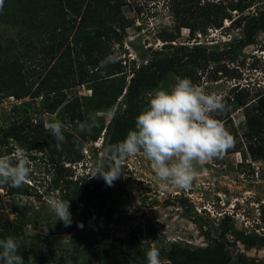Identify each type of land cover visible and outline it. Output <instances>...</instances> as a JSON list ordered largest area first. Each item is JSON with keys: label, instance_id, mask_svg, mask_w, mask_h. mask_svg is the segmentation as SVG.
<instances>
[{"label": "rangeland", "instance_id": "rangeland-1", "mask_svg": "<svg viewBox=\"0 0 264 264\" xmlns=\"http://www.w3.org/2000/svg\"><path fill=\"white\" fill-rule=\"evenodd\" d=\"M182 1L55 0L64 14L57 27L49 1L42 22L56 27L54 41L35 22L0 24V66L15 63L11 71L0 69V156L14 158L23 147L31 168L21 187L0 185V233L18 238L27 264H145L151 248L159 249L162 264H264V165L252 161L236 138L229 152L197 164L188 188L160 181L137 155L121 160L124 173L106 185L102 198L69 201L70 225L47 204L49 196L69 200L65 187L82 189L100 179L87 178L90 164L102 159L107 125L124 109V81L147 60L171 55L176 45L224 53L214 63L178 66L162 83L141 88L142 109L154 90L178 77L219 97L237 83H264V29L228 53L241 39L237 25L206 23L189 31L173 21ZM259 8L264 0H255L252 11ZM55 43L63 45L59 54ZM224 110L238 123L239 111ZM89 115L99 126L78 133ZM55 120L64 126L60 150L46 133ZM29 123L42 133L9 134L12 126Z\"/></svg>", "mask_w": 264, "mask_h": 264}, {"label": "clouds", "instance_id": "clouds-1", "mask_svg": "<svg viewBox=\"0 0 264 264\" xmlns=\"http://www.w3.org/2000/svg\"><path fill=\"white\" fill-rule=\"evenodd\" d=\"M115 62V57H108ZM217 95L207 94L190 78H176L167 89L159 88L150 94L146 106L135 117L134 127L116 143L102 147V159L90 164L87 178H100L107 186L120 179L124 171L121 160L142 156L150 162L155 176L171 182L178 189L191 186L198 174L197 164L222 156L233 146V138L215 115L225 109ZM94 115L77 125L78 133H90L98 127ZM46 133L61 149L65 141L60 120L50 121ZM27 150L17 146L15 157L0 156V185L21 187L31 174ZM47 204L57 220L71 224L69 200L49 196ZM20 242L15 236L0 238V264H27L20 255ZM145 264H162L160 252H146Z\"/></svg>", "mask_w": 264, "mask_h": 264}, {"label": "trees", "instance_id": "trees-1", "mask_svg": "<svg viewBox=\"0 0 264 264\" xmlns=\"http://www.w3.org/2000/svg\"><path fill=\"white\" fill-rule=\"evenodd\" d=\"M49 1L52 6L49 8L52 11L51 18L57 27L58 21L63 20L64 14L57 9L55 0H0V24L12 23L14 25L18 23L19 25L29 26L35 22L36 29L39 32H47L52 35L51 39L54 41V38L58 35L56 27L50 28L42 22L44 16L42 12ZM254 4L255 0H183L181 5H184V7L174 13L173 21L177 25L183 24L189 31L196 30L206 23L216 24L221 22L222 24L228 21V25L236 24L241 32V39L234 47L229 49L228 53L232 54L237 48L248 45L255 30L264 29V8L252 11ZM71 21L74 22V20ZM93 40L91 44L101 46L99 41L94 43ZM62 46L59 43L53 44L54 53L59 54L58 51ZM1 53L4 56L9 55L8 50H3V52L1 50ZM223 54V52L218 53L214 50H207L199 45L191 47L176 45L173 47L171 55L151 58L144 65L138 66L132 73L128 83L126 84L124 81L121 89V91L124 89V109L122 113L109 121L106 128V144L122 140L126 133L134 127L135 117L142 110V103L139 100L141 88L162 83L166 75L178 66L208 61L214 63L220 60ZM77 60H80L79 56ZM103 61V52H100L96 63L100 64ZM11 65H15V63L3 61L0 69L3 72L11 71ZM96 68L97 65L94 69ZM26 89L29 90V88ZM34 92H38V90H34ZM220 98L226 106L225 109L228 110L231 107L235 112L239 111L240 119L238 123H234L225 110L216 114L215 118L220 120L232 138H236L235 143L239 146L241 144L245 148L252 161L264 165V83L234 84L230 87L228 93ZM28 129L37 131L39 134L42 133V129L38 124L29 123L12 126L9 129V134ZM229 150L226 152H229ZM106 188L104 181L98 179L82 189L65 187V193L70 202L80 204L84 201L102 198ZM4 237L7 236L0 233V238Z\"/></svg>", "mask_w": 264, "mask_h": 264}]
</instances>
